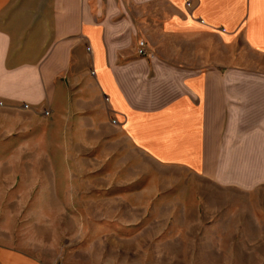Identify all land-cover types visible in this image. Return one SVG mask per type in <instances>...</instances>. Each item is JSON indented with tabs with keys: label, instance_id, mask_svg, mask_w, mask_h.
I'll list each match as a JSON object with an SVG mask.
<instances>
[{
	"label": "crops",
	"instance_id": "1",
	"mask_svg": "<svg viewBox=\"0 0 264 264\" xmlns=\"http://www.w3.org/2000/svg\"><path fill=\"white\" fill-rule=\"evenodd\" d=\"M0 102V187L23 204L0 264H57L76 244L63 204L128 185L107 173L129 169L109 161L123 143L264 184V0H0Z\"/></svg>",
	"mask_w": 264,
	"mask_h": 264
},
{
	"label": "rangeland",
	"instance_id": "2",
	"mask_svg": "<svg viewBox=\"0 0 264 264\" xmlns=\"http://www.w3.org/2000/svg\"><path fill=\"white\" fill-rule=\"evenodd\" d=\"M109 161L130 166L107 172L128 185L112 187L109 199L97 192L96 201L63 204L58 221L71 223L74 234L65 236L76 244L57 264H264V243L248 234L249 227L264 226V184L220 185L181 166L157 164L125 143ZM8 191L0 187L6 226L10 210L23 205L9 203ZM32 221L26 220L29 227Z\"/></svg>",
	"mask_w": 264,
	"mask_h": 264
},
{
	"label": "built area",
	"instance_id": "3",
	"mask_svg": "<svg viewBox=\"0 0 264 264\" xmlns=\"http://www.w3.org/2000/svg\"><path fill=\"white\" fill-rule=\"evenodd\" d=\"M139 54L140 55H143V56H147V55H149L148 54V51L146 50V42L144 41V40H142L141 42H140V48H139ZM150 56V55H149ZM0 104H1V102H0ZM25 107H27V105H25ZM45 114H49V111H45ZM113 121H115V120H113ZM61 264H63V263H61Z\"/></svg>",
	"mask_w": 264,
	"mask_h": 264
}]
</instances>
